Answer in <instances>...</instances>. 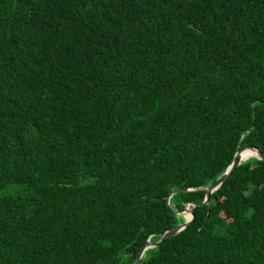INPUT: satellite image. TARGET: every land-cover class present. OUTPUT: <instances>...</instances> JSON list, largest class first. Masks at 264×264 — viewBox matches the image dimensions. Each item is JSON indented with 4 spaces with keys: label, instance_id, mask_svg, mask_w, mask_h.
I'll return each instance as SVG.
<instances>
[{
    "label": "trees",
    "instance_id": "16d2710c",
    "mask_svg": "<svg viewBox=\"0 0 264 264\" xmlns=\"http://www.w3.org/2000/svg\"><path fill=\"white\" fill-rule=\"evenodd\" d=\"M248 144L264 0H0V264H135ZM194 212L141 264H264V160Z\"/></svg>",
    "mask_w": 264,
    "mask_h": 264
},
{
    "label": "water",
    "instance_id": "95a60500",
    "mask_svg": "<svg viewBox=\"0 0 264 264\" xmlns=\"http://www.w3.org/2000/svg\"><path fill=\"white\" fill-rule=\"evenodd\" d=\"M249 157H256L258 159L264 160V152L261 148H259L256 145H253V144L245 145L241 149H239V151L235 155V158H234L232 164L227 168L226 172L208 184V186L205 189L206 190V196H205L204 200L201 203L191 204L192 208L190 207L191 205L186 208L187 210L188 209L190 210V208L192 209L191 215L189 217H186V221L184 223L177 225V226L173 227L172 229L166 231L162 235V237L159 241H153V240L149 239L140 249L135 264H141V259L143 258L147 249L159 246L166 239H168V238L172 237L173 235H176L177 233L183 231L191 223H193V221L195 220V217H196L194 209L199 205L211 203L212 195L215 192V190H217L225 182V180L229 179L233 175V173L235 172L237 167L242 163V161L248 159ZM174 193L175 192H173L171 194V196Z\"/></svg>",
    "mask_w": 264,
    "mask_h": 264
},
{
    "label": "rangeland",
    "instance_id": "374dc122",
    "mask_svg": "<svg viewBox=\"0 0 264 264\" xmlns=\"http://www.w3.org/2000/svg\"><path fill=\"white\" fill-rule=\"evenodd\" d=\"M189 207V206H188ZM191 208H190V210L188 209V210H186V213H185V215H186V217H188V216H190L191 215Z\"/></svg>",
    "mask_w": 264,
    "mask_h": 264
},
{
    "label": "bare ground",
    "instance_id": "6f19581e",
    "mask_svg": "<svg viewBox=\"0 0 264 264\" xmlns=\"http://www.w3.org/2000/svg\"><path fill=\"white\" fill-rule=\"evenodd\" d=\"M189 217V216H188Z\"/></svg>",
    "mask_w": 264,
    "mask_h": 264
}]
</instances>
